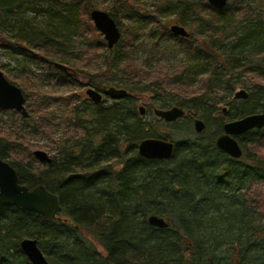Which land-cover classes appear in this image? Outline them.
Returning a JSON list of instances; mask_svg holds the SVG:
<instances>
[{
  "label": "trees",
  "instance_id": "1",
  "mask_svg": "<svg viewBox=\"0 0 264 264\" xmlns=\"http://www.w3.org/2000/svg\"><path fill=\"white\" fill-rule=\"evenodd\" d=\"M98 1L0 0V45L28 60L68 63L66 47L73 37L63 29L75 26L83 34L81 24ZM254 8L236 0L222 10L208 0H162L155 15H149L139 12L132 0H114L108 13L117 24L124 26L121 19L130 18L137 25L127 26L131 36L120 27L122 37L113 49L101 33L91 39L85 53L97 58L103 50L104 66L99 73L86 72V85L99 91L113 85L133 94L154 85L169 87L182 95L172 106L189 115L206 112L207 128L198 134L191 122L194 131L174 132L179 137L154 130L157 137L174 141L175 150L168 160H149L139 155L138 144L154 137L150 131L161 119L153 117L146 124L133 96L101 104L79 98L73 104L78 95L71 94L58 99L66 106L67 129L73 131L59 138L51 164H22L11 153L21 145L0 135V158L16 169L20 183L30 189L44 185L62 206L59 218L49 219L0 203V264H31L20 247L26 237L38 240L51 264H264V195L256 191L264 185V154L257 150L264 129L238 136L243 156L233 159L215 144L224 123L210 127L211 111L220 110L239 85L248 88L242 74L264 78V0H257ZM25 9L44 12L48 20L44 26L26 20L16 27L11 20ZM166 13L190 30L188 38L172 34L163 22ZM149 24L153 49L170 39L186 49L188 57L179 71L165 72L159 66L150 72L135 62L136 41ZM90 30L96 31L94 24ZM237 70L240 75H234ZM58 80L82 83L63 71ZM144 80V87L134 82ZM253 83L257 90L236 117L264 111V84ZM259 100L261 106H254ZM40 111L31 106L22 120L47 133L42 121L53 120L55 113ZM151 215L165 218L167 227L152 226Z\"/></svg>",
  "mask_w": 264,
  "mask_h": 264
},
{
  "label": "rangeland",
  "instance_id": "2",
  "mask_svg": "<svg viewBox=\"0 0 264 264\" xmlns=\"http://www.w3.org/2000/svg\"><path fill=\"white\" fill-rule=\"evenodd\" d=\"M132 1L135 2V8L139 12L149 15H155L157 7L162 2V0ZM241 2L250 8H254L256 7L257 0H236V3L238 4ZM113 5L114 0H99L98 6L94 9H100L108 12V8H111ZM163 17L164 24L169 27L170 25L176 23L174 21V15L172 14L166 13ZM26 20H31L32 24L34 25L40 23L44 26L48 18L44 15V12L36 14L31 10L26 11L25 9L18 14H14L11 22L16 24L17 27L21 23H24ZM87 20L84 21L86 22L85 24L84 22L81 24V30L82 32H84L83 34L76 33V29L74 30L75 26H71V28L65 27L63 29V32H68L73 37L72 42L68 43V47H66V50L69 52L68 58L66 59L68 63L64 64L69 67L70 72L73 74L72 77L77 81L79 80L80 82H82L81 85L80 83H62L58 80V73L62 71L56 67L55 63L63 62H60L57 59L51 62L28 60L25 58L24 54H20L18 51L12 48L1 47L0 45V69L4 72L5 76L9 80L20 83L21 86L19 87L22 88L25 85L24 91L28 96V102L26 103L28 111L32 106L33 108L40 109L41 114L47 112H49L50 114H52L53 112L55 113L53 120L48 121V119L45 118V121H42V123H45V125L48 126L46 128L47 133H45L43 129H41L42 131L40 130L37 132L35 130H32L31 126L24 125L25 123L22 120L23 117L18 112L12 113L11 110H4L8 112L0 113V135L10 138L14 144L21 145V147L17 146L13 148L11 153L14 158L22 161V164L24 165H32L33 167L42 165L43 163H40L35 158L33 152L35 150H44L53 157L56 153L55 147L59 138L65 136L66 133L70 134L73 131V128L67 129L68 123L63 115L66 106L62 104V100L58 99V97H67L71 94H76L78 95V97H76L75 101H72L73 104H75L76 102L78 103L79 98L90 100L86 95V90L89 87L93 86L86 85V82L89 80V76L86 74V72L92 74L101 72L100 66H104L102 62V60H104V51L101 50V55L97 58L92 57V54L88 52L85 53V50L88 47L91 39L95 38L96 34L100 33L97 28L96 31L90 30V26L94 24V22L92 21L91 17L90 19L87 18ZM121 20L122 23H124L125 27H120H124L123 29H125V32H127V34L131 36V33L127 29V26L129 24H135L134 20H131L130 18H123ZM7 23L9 24L10 20H8ZM8 28H10V25ZM84 28L89 29V32ZM149 28L150 24L145 28V33H143L142 35L140 34V37L136 41V45H138L134 48L133 52L135 62L137 64L145 66V68L150 72H154L159 66L165 72L174 73L179 71V67L184 65L186 58L188 57V54L185 52L186 49H183V47H179V43L172 39L166 41L164 40L159 46H156V49H153L152 45L154 44L155 38H151L147 35V32H149ZM188 31L190 32L189 29ZM0 42L3 43L2 41ZM105 54L107 53L105 52ZM84 63H88V65H84ZM234 75H240L239 70L235 71ZM240 77L242 81L247 82V84L249 85L248 88L239 85L236 89H234L231 95L228 94L225 100H223V103H225L223 104L224 106L231 107L230 113L226 114L219 109L211 111V128H213L214 125L220 121L225 123L228 121L239 119V117H236V114L239 112L238 108L243 107L246 104V101L249 100L234 98V93L236 91L245 89L249 93H252L253 91L257 90V87L255 86L253 81L264 84V78L262 77L253 75L249 76L248 74H242ZM235 80H237V78ZM134 82H136L140 87H144V85L147 84L148 80H144L142 82ZM109 84H112V81H109ZM144 88V90L134 93V98L137 103V109L140 106H145L147 108L149 105L151 106L150 110H147V114L143 116V121L146 122V124H149L150 121H152L153 117H155L152 113L153 107L169 108L172 107L173 103L176 100H180L179 98H182L181 93L179 94L169 87L166 90L155 85ZM40 95L44 96L42 97ZM104 98L105 100H111V98L108 96H105ZM89 103H92V101L90 100ZM73 104L71 103V105ZM163 104H166L167 107H162ZM40 105L42 106V108L40 107ZM254 106L260 107L261 101L259 100L255 102ZM68 107H70L69 104L67 105V108ZM204 115H207V113L205 112L204 114H202V116L197 114H187L178 122L176 121L173 123H168L161 120L160 124L155 127L156 129L153 128L150 132L154 134V137H157L158 134L154 132V130L160 133H171L172 135L175 134L174 132L178 130H185V132L187 131V133H192L194 130L193 128H191L190 123H193L195 117H200L207 122ZM41 119H43V117H41ZM189 125L190 128L188 129ZM179 135L181 134L177 133L175 134V137H179ZM258 145L260 146L257 150L264 154V140L262 139L261 141H259ZM249 148L253 151L251 147ZM256 191L259 195H264V185L258 187Z\"/></svg>",
  "mask_w": 264,
  "mask_h": 264
},
{
  "label": "water",
  "instance_id": "3",
  "mask_svg": "<svg viewBox=\"0 0 264 264\" xmlns=\"http://www.w3.org/2000/svg\"><path fill=\"white\" fill-rule=\"evenodd\" d=\"M208 2L215 9L222 10L228 5L229 0H208ZM90 17L97 30L103 34L108 48L113 49L122 37L120 26L116 20L107 11L100 9L91 10ZM169 29L175 36L184 38L190 36L188 29L180 24L174 23L170 25ZM55 65L61 71L73 76L66 64L55 63ZM86 95L95 104H101L105 96L121 100L128 98L130 93L125 88L109 86L104 87L102 91L89 87L86 90ZM234 98L247 100L249 92L240 89L234 93ZM26 102L27 99L22 88L12 83L0 69V110H14L20 113L22 117L28 118L30 114ZM219 108L224 113L228 110V107L223 104H220ZM138 110L141 116L147 114V107L145 106L138 107ZM152 113L165 122L173 123L185 117L187 111L180 106L153 107ZM193 126L198 134L203 133L207 128L206 122L200 117L194 118ZM263 128L264 111L248 114L237 120L225 122L223 132L217 136L215 144L233 159H240L243 156V149L237 140V136L244 135L254 129ZM174 150L175 142L162 137H146L138 144L139 155L149 160H168L173 156ZM33 155L40 163L51 164L53 162V157L44 150H35ZM0 203L17 206L49 219L59 218V214L62 212L59 196L56 193L49 191L44 185L30 189L21 184L16 169L2 158H0ZM148 222L157 228L167 227L165 218L158 215L149 216ZM20 247L31 264H51L40 249L37 239L26 237L21 240Z\"/></svg>",
  "mask_w": 264,
  "mask_h": 264
},
{
  "label": "bare ground",
  "instance_id": "4",
  "mask_svg": "<svg viewBox=\"0 0 264 264\" xmlns=\"http://www.w3.org/2000/svg\"><path fill=\"white\" fill-rule=\"evenodd\" d=\"M70 71V70H69ZM126 89V88H125ZM127 90V89H126ZM129 93H130V96L129 97H131V96H133L134 97V94L133 93H131L129 90H127ZM250 94V93H249ZM175 106H177V105H175ZM181 107V106H180ZM185 109V108H184ZM186 110V109H185Z\"/></svg>",
  "mask_w": 264,
  "mask_h": 264
},
{
  "label": "flooded vegetation",
  "instance_id": "5",
  "mask_svg": "<svg viewBox=\"0 0 264 264\" xmlns=\"http://www.w3.org/2000/svg\"><path fill=\"white\" fill-rule=\"evenodd\" d=\"M106 87V86H105Z\"/></svg>",
  "mask_w": 264,
  "mask_h": 264
}]
</instances>
